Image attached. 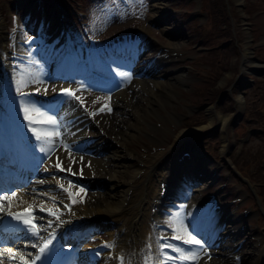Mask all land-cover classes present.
I'll return each mask as SVG.
<instances>
[{
    "label": "rangeland",
    "instance_id": "374dc122",
    "mask_svg": "<svg viewBox=\"0 0 264 264\" xmlns=\"http://www.w3.org/2000/svg\"><path fill=\"white\" fill-rule=\"evenodd\" d=\"M211 1L208 3L213 5ZM204 4L205 0H167L166 16L158 21L162 12L154 7V0H24L21 3L20 0H0V23L8 38L4 45L13 50V37L18 36L17 41L29 47L26 54L39 71L44 69L45 59L33 43L37 37L45 44L50 39H57L60 44L70 40V43L92 52L103 49L117 37L129 40L142 33L154 47L142 54L141 64L173 49L167 69L184 74L186 83L174 87L176 98L171 100L170 106L144 120L141 129L134 132L135 137L125 142L124 152H131L134 158L131 165L140 163L145 176L153 175L159 193L166 189L183 191V186L172 181L176 177L174 173L180 166L190 170L193 177L199 178L192 198L204 203L219 199L216 223H226L230 216L240 220L236 226L242 230L240 240L245 243L236 253L239 255L234 264H250L252 247L264 243V207L261 204V199L264 203V0H225L223 10L233 42L227 39L231 43L224 45L210 38L213 26L204 12ZM60 6L68 14L69 18L64 22L69 30L62 27L63 10ZM37 15L44 17L47 26L46 30L37 31L39 35L34 30ZM60 30L62 36L58 34ZM228 46L230 48L226 51ZM130 47L132 45L127 46ZM205 47L220 49L221 55L218 56L225 69L213 56L204 54ZM247 53L251 63L244 58ZM252 63L257 69L248 66ZM122 72L118 77L125 82L124 90L134 96L128 83V80H135L134 73L130 70ZM68 82L71 87L80 84L78 81ZM49 83L48 92L63 87L61 81ZM77 95L83 97L82 105L86 109L107 105L96 115L97 120H107L114 114L111 111L112 107L115 108L113 95L89 89L77 92ZM209 97L212 98L207 99ZM212 107L228 118L225 128L216 122L210 129L205 127L209 124ZM148 125L160 129L155 132ZM93 128L86 129L89 138L98 136L101 126L97 124ZM188 130L197 131L179 137L181 132ZM121 138L119 143L122 145ZM207 168L209 174L218 169L216 177L200 179ZM127 170L131 172V166ZM102 192L109 193V190L103 188ZM162 198L163 206L173 202L170 197ZM254 200L260 208L255 206ZM180 204L189 206L184 198ZM174 218L168 214L164 219L167 225L165 234L172 233L168 221ZM201 218L202 224L208 223L205 216ZM207 220L210 219L207 217ZM181 223L195 235L197 231L191 229L187 220L176 223L177 231ZM227 223L231 225V220ZM106 232L97 231L85 243L93 239V247L108 242ZM231 241H223L219 251H228L226 247Z\"/></svg>",
    "mask_w": 264,
    "mask_h": 264
},
{
    "label": "bare ground",
    "instance_id": "6f19581e",
    "mask_svg": "<svg viewBox=\"0 0 264 264\" xmlns=\"http://www.w3.org/2000/svg\"><path fill=\"white\" fill-rule=\"evenodd\" d=\"M23 1L20 0V3ZM154 7L162 12L157 20L164 19L167 0H154ZM40 17L41 15L37 20ZM7 39L0 23V132L5 135L0 143L5 148L1 150L4 154L2 159L8 160L5 161V165H8L9 162L21 165L19 172L23 175L24 183L27 186L15 192L17 196L11 201L10 210L25 215L28 212H34L38 218L37 224L42 226L40 235L46 237L49 232L54 234L49 250L55 247L63 255H68V251L77 252L78 259L72 264H145L146 261L148 264H160L164 255L172 257L178 255L171 249H165L162 253L161 244H171L186 252L189 251L185 250L181 241L174 240L171 238V234L164 233L167 229L164 220L165 214L170 212L174 213V217L179 213V220H187L200 228L202 243L209 250V255L202 254V250L199 248L192 249L200 254L198 264H234L237 255H239V253L236 254L238 243L243 238L241 237L242 230L236 226L240 220L230 216L227 222L231 220V225H225L222 222L216 223L219 199L204 203L201 199L192 198L199 178L193 177L190 170L180 166L172 181L183 186L184 190L166 189L159 193V189L156 190L154 185L153 175L145 176L140 163L135 166L131 165V161L134 159L131 152H124L125 142L135 137L134 132L141 129L144 120L155 115L159 109L170 106L171 100L176 98L174 87L186 83L184 74L172 73L167 69L171 63L173 49H167L153 60L149 59L142 64L137 63L142 55L136 58L134 71H132L135 80H128L129 89L134 90V96L124 89L117 92L113 96L114 114L107 120H95V116L90 111H84L81 104L68 99L62 111V113L65 111L64 114L58 115L62 122V136L59 135L60 139L59 137L54 138L52 145H48L42 144L33 136L28 122L24 119V108H31L29 103L35 100L37 102L51 101L60 95L61 89L71 88L67 83H64L62 84L64 87L59 86L56 91L48 92L51 85L49 81H63L62 79L55 80V78H63L65 75L73 73H81L88 77L87 70L74 62L70 64L71 51L68 43L58 45L57 41L49 46L54 48L51 54L50 48L40 45L39 50L49 58L45 59L42 71L36 70L33 62L26 57L27 47L17 41L18 36L13 37V50L4 45ZM117 39L118 37L114 41ZM139 39H132L124 45H132L133 49L134 47L138 48L141 54L148 48L154 47L149 40L142 43L144 38L139 37ZM110 48L116 50L119 47L111 45ZM101 52L99 50L91 53L88 63L96 65V60L93 61V59ZM244 58L251 63L249 53L245 54ZM125 61L130 62V57ZM248 66L251 69H257L254 63ZM37 78L43 80V83H35L34 80ZM88 80L90 83H95L93 77ZM18 82L20 91H17ZM38 88L39 92L36 91ZM44 88H47V94L44 93ZM26 94L31 98L25 97ZM81 100L83 101V97ZM240 104L241 99L239 100ZM67 107H71L72 111L67 110ZM210 112L209 124L205 127L210 129L215 126L216 122L217 125L220 124L225 128L228 118L215 111V107H212ZM97 124L101 128L98 130V136L92 140L88 137L86 129L94 130L93 127ZM2 125L4 129L1 130ZM150 128L155 132L160 129L153 125ZM197 130L183 131L179 137L183 138L188 132ZM120 137L123 140L122 145L119 143ZM83 145H85L84 151L91 149L92 154L81 156L75 152L79 146ZM65 146L68 151L65 150ZM10 147H13L14 150L11 155L6 151ZM41 147L45 148L44 152L40 150ZM49 147L54 150L53 153L48 151ZM225 147L226 145L224 152ZM26 149L33 153L27 152ZM71 149L74 151L71 152ZM58 162L64 169L71 168V173L58 170L55 166ZM130 166L131 172L127 170ZM19 168L17 166V169ZM208 172L209 168L200 179L213 176L214 172L210 174ZM144 177L147 179L143 180ZM68 181H71L76 187L69 188ZM61 184L75 195L70 198L68 192L60 187ZM80 188H83L84 191L79 192ZM103 188H107L109 193H103ZM160 190L162 189L160 188ZM162 196L170 197L173 204L163 207ZM183 198L189 203V206H182L180 210L175 209L180 208L175 205L180 204ZM73 200L76 202L73 203ZM7 203L5 202L6 206ZM29 205L34 207L29 208ZM41 206L45 209L58 211L60 220L47 215V211H40ZM2 213L0 212V226L6 222L4 214L7 212ZM202 216H205L209 224L207 223L201 228L199 224L202 223ZM41 217L43 219H39ZM207 217L210 220H207ZM231 217L232 219H230ZM11 220L15 222V229L21 232V237L24 240L20 247L9 246L5 236L0 232V253L11 248L13 252L36 255L38 249L31 247L32 243L37 242L36 238L27 232L22 223L13 220L12 217ZM49 220L52 221L51 226H48ZM208 225L213 229L208 228ZM45 228L46 231L43 230ZM103 229L107 231L105 236L110 239L108 242L104 245L94 244L93 247L83 246L84 240ZM225 235H231L232 241L226 247L228 251H219L217 248L220 247L221 241H224ZM161 237H165V239L162 240ZM256 254L259 256L257 259L255 258ZM250 259L252 260L250 264L264 263V243L262 246L257 244L252 247ZM0 260L3 261V264H17V262L8 259L7 255H0ZM164 264H180V261L174 259L164 261Z\"/></svg>",
    "mask_w": 264,
    "mask_h": 264
},
{
    "label": "snow or ice",
    "instance_id": "6c2138e0",
    "mask_svg": "<svg viewBox=\"0 0 264 264\" xmlns=\"http://www.w3.org/2000/svg\"><path fill=\"white\" fill-rule=\"evenodd\" d=\"M35 83L41 84L43 83V80L37 78L34 80ZM82 90V89H81ZM17 91H20L19 82H18V88ZM37 92L40 91L38 88L36 90ZM44 93L47 94V88L43 89ZM55 91V89L53 90ZM61 96H67L70 98H74L81 103L83 101L79 96L76 95V92H74L72 89L64 88L60 90ZM110 99V98H109ZM64 103L61 99L53 98L52 101L48 103L47 106L40 104L36 105L33 104V107L31 108H24V119L28 122V126L30 131L32 132L33 136H35L36 140L41 142L42 144H48L52 145L54 138L59 137V125L60 121L56 118L55 112L60 104ZM107 107L105 105L100 109V111H104V108ZM110 111V108L108 109ZM31 113V114H30ZM52 113V114H50ZM92 115H96V113H91ZM42 152L45 151L44 147H41L40 149ZM52 148L49 147L48 151L51 152ZM65 150L68 151L67 147L65 146ZM58 170L60 171H68L71 173V168L64 169L61 167L60 162H58L56 165ZM75 175V173H72ZM69 188L76 187L71 181H68ZM60 187L65 192H68L69 197H73L75 194L70 192L68 189H65L64 186L61 184ZM84 189L80 188L79 192H83ZM17 196L15 192L2 194L0 195V212H7V215L12 217L13 220H16L20 223H22L27 232L31 234L32 237H35L37 242L32 243L31 247L34 249H38V252L36 255H32L31 253H25V252H13L11 248L5 249L4 253H0V255H7L8 259L17 262V264H37V261H40L41 258L44 256V254L49 250L50 245L52 244V240L54 238V234L52 232H49L47 236H41L40 232L42 229V226L37 224V217L35 216L34 212H28L26 215L23 213H14L10 209L12 207L11 201ZM5 202L7 203V206L5 205ZM76 201L73 200V203ZM33 205H29V208H33ZM65 207H68V205H65ZM40 211H47V215L55 217L56 220H60V214L58 211H53L51 209H45L43 206L40 207ZM39 219H43L42 217ZM179 221V213L176 214V217L172 220L168 221V226L172 228V234L171 238L174 240L181 241L185 245H189L191 248H200L203 250L204 245L202 244L201 239H197L195 235H193L187 228L183 226V224H180V230L177 231L175 225ZM48 226H51L52 221L49 220ZM46 231V228L43 229ZM160 239H165V237H161ZM111 246V245H109ZM165 249H171L173 252L177 253V257L172 256H163V260L160 262V264H164V261H172L174 259L179 260L180 264H198V261L200 259V254L196 251L189 250L185 252L181 248L175 247L171 244H161L160 250L163 253ZM0 264H3V261L0 260ZM145 264H148L146 261Z\"/></svg>",
    "mask_w": 264,
    "mask_h": 264
},
{
    "label": "trees",
    "instance_id": "16d2710c",
    "mask_svg": "<svg viewBox=\"0 0 264 264\" xmlns=\"http://www.w3.org/2000/svg\"><path fill=\"white\" fill-rule=\"evenodd\" d=\"M211 3L213 5H210L208 3V0H205V4H204V7H203L205 12L208 14V20L211 21V25L213 26V28H211L212 31L210 33L211 40H213V38H215L214 42H218L219 41L223 45L230 42L227 39H231V42H233V40L231 38L232 37L231 36V32H230V30L228 28L229 25L227 23V20H226V17H225V13H224V10H223L224 6H226L225 5V0H216L215 2L211 1ZM223 25L226 28L221 27ZM223 36H224V38H223ZM229 48L230 47L226 48V51L229 50ZM218 55H221V52L215 51V52H212V53L208 54V56H213V58L215 59L216 63L219 66H221V67L223 66L222 69H225L226 66L223 65V60ZM212 93H216V91L212 92ZM212 97H213V99H215L214 98V94L212 95ZM212 97H209L207 99H211Z\"/></svg>",
    "mask_w": 264,
    "mask_h": 264
}]
</instances>
